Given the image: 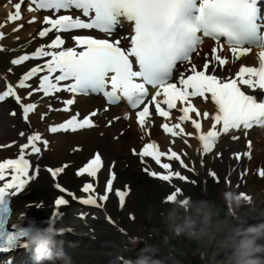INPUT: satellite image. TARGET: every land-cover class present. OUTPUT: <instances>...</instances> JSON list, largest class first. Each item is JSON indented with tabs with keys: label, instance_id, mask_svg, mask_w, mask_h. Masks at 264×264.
<instances>
[{
	"label": "snow or ice",
	"instance_id": "6c2138e0",
	"mask_svg": "<svg viewBox=\"0 0 264 264\" xmlns=\"http://www.w3.org/2000/svg\"><path fill=\"white\" fill-rule=\"evenodd\" d=\"M23 2L24 0H20L15 3L14 11L8 15L9 21L14 22L22 18L20 9ZM30 3L35 9L55 10L57 13L61 10H79L83 18L81 15L73 17L68 14L59 15L57 18L44 17V23L50 27L43 28L38 34L40 37H45L55 30V39L50 44L37 48L31 57L21 55L11 63L20 65L29 59L40 57H51V59L46 61L45 65L33 67L27 72L20 79L19 88L30 87L26 82L46 68L47 74L39 78L40 83L37 88L32 89V92L42 91L45 96L61 90L73 94L102 92L110 104L124 98L133 109L144 105L142 110L136 112L141 131L145 130L147 118L151 114L149 106L145 104V99L149 96L148 86L155 90L151 96V102L155 104V112L164 118L170 116L169 110L177 108V101L182 104L188 102L186 107L179 109L183 113L178 117L180 121L191 119L189 113H195L199 117L201 113L192 105L189 98L210 99L215 105V114L209 117L208 112L203 113L204 119L210 118L212 121L210 129L206 133L201 132L202 124L196 119L191 120L194 129L201 132L198 140L205 154L213 151L215 144L223 135H230L232 140H237L240 138L237 132H244L246 135V130L253 126H264V99L258 100L255 95L247 94L246 90L241 88L246 86L247 89L264 90V16L261 15L260 0H30ZM35 9L30 6L28 10ZM122 19L133 26V34L128 37L129 43L126 47L120 46V40L96 39L90 35L72 37L82 49L80 51L75 47H62L65 41L59 33L73 29H93L111 35ZM34 20L35 18L29 23ZM3 36L4 34L0 32V39ZM204 38L215 41L220 52L230 51L233 59L248 55L253 47L260 49L256 54L258 66L242 65L235 73V77H218L214 74L217 65L213 62L216 61L219 66H224L229 60L227 56L217 54L218 48L213 47L211 60H206L202 70H197V66L191 62V56L197 52ZM222 39L223 43H221ZM46 48L54 51L45 50ZM185 63L190 65L192 74L185 78L181 73L179 78L181 87H178L176 83L170 81L173 79V71L177 65ZM210 65L211 72H209ZM55 73L59 74L53 75ZM62 81L71 82L61 85ZM109 87L110 90H106ZM32 92H29V95ZM206 94H210V98ZM161 95L162 101L157 99ZM8 97H14L17 103L21 102V97L16 94L12 85H9L6 91L0 92V101ZM73 103V99L65 101L66 105ZM161 104L166 105L168 110L161 107ZM21 107L23 118L27 121L29 113L33 112L37 105L29 103L22 104ZM95 115L96 113L93 112L90 116L79 120L77 114L62 124L50 126L49 131L57 133L69 129L76 131L93 127L91 116ZM128 118L125 116V119ZM162 127L172 136L184 133L179 123L171 127L165 123ZM174 129H179V132ZM21 135L25 134L21 133ZM37 142H42L45 148L48 145V141H42L39 133H33L27 136V143L20 146L18 158L0 162V182L5 181L9 170L11 173V179L0 186V252L16 247L24 236L23 229L18 224L11 225L13 230L6 229L9 197L17 195L33 178L29 176L32 165L25 157V150L30 148L31 153H41V147L37 146ZM184 142L187 143V140ZM248 146L251 147L250 141ZM169 151L170 155L159 151L158 146L153 142L145 144L139 155L142 158L151 157L165 170L170 169V164L161 163L162 156H167L169 160H179L182 166L187 167L175 151ZM133 153L136 154L135 149ZM243 155L251 158L250 152H245ZM235 157L240 159L241 154L237 153ZM66 167L67 165L56 169L48 168L47 171L55 178ZM101 167V157L97 153L78 170L77 175L86 173L88 177L94 178ZM36 171L38 172L39 169L37 168ZM150 174L157 175L155 172ZM210 174L215 175V173ZM173 175L181 180L186 179L179 172H169L159 178L169 181ZM259 175L264 177V170H261ZM113 179L114 177L107 180L105 194H97L100 202L109 199L108 193L113 190ZM56 187L61 192H67L58 183ZM81 191L95 193L96 189L89 182L84 184ZM180 192L181 189L176 188L173 194L167 196V201L175 200L177 193ZM114 195L119 197V203L123 207L128 193L117 190ZM241 195L246 196L244 193ZM68 196L73 200L77 199L74 193L68 192ZM98 200L96 196L89 195L86 199H80L79 203L102 207ZM69 203L70 201L63 196L55 201L58 209ZM62 215L63 213L58 212L55 218L59 219ZM132 219L134 220V217ZM20 246L26 248L25 243H21Z\"/></svg>",
	"mask_w": 264,
	"mask_h": 264
},
{
	"label": "clouds",
	"instance_id": "9594fccd",
	"mask_svg": "<svg viewBox=\"0 0 264 264\" xmlns=\"http://www.w3.org/2000/svg\"><path fill=\"white\" fill-rule=\"evenodd\" d=\"M219 199L225 205L223 211L213 200L203 197L184 195L168 201L159 213L163 221L159 242H149L157 233L153 229L149 237L133 239L132 243L143 244L135 259L117 255L110 264H180L172 244L173 239L180 238L199 245L202 259H207L209 249H218L224 253L219 264H264V198L242 196L238 190L229 189L221 192ZM22 229V238L27 250L34 253L35 264L56 260L72 264L55 230L40 227L34 220ZM212 259L215 264V255Z\"/></svg>",
	"mask_w": 264,
	"mask_h": 264
},
{
	"label": "rangeland",
	"instance_id": "374dc122",
	"mask_svg": "<svg viewBox=\"0 0 264 264\" xmlns=\"http://www.w3.org/2000/svg\"><path fill=\"white\" fill-rule=\"evenodd\" d=\"M94 136H98V140L94 141L93 144L97 145L101 148H106V154L107 156L111 155V150L115 149V142L119 140H112L108 146L105 145L106 139L110 136V134H104L102 136L97 135L96 131H93ZM65 145H64V152H61L58 155H52L51 153H48L46 156L48 158H51L52 162H58L62 157H72L71 154L67 152L68 146L74 142V141H81L79 134H67L65 136ZM85 144V150L84 154L88 153L93 146V144L90 143H84ZM125 152H115V156L117 158V169L119 177L122 179H126L131 182V185L133 187V191L131 193V196L129 198V201L127 202L126 207L123 210H120L119 212L115 209L114 204H109V208H111L112 212L115 215L120 216L121 221L124 223L123 225L130 230V232H133L132 234H129L130 236L137 233L143 237H149L152 234L153 229L157 230L156 235L153 236V238L149 241L152 243L159 242V236L163 234V228L162 224L163 221L159 217V213L162 211L164 207H167V205L159 203L158 201H155L156 197L151 198L148 193L146 192V187L144 186V182L141 181L142 176L139 174H133L131 169L128 167H123V163L121 162V157H123ZM77 154L76 156H78ZM219 164V162H216ZM63 181L68 183L69 185H75L79 182V180L75 179L70 172L66 173L63 176ZM40 186L43 188V190L46 191V197H43V200H48L49 193L51 191V188L49 186L48 181L46 179H42L38 181ZM248 182L252 186V192L254 191V195L256 196L257 189L260 187V184L258 180L251 175L248 179ZM40 187V188H41ZM244 187L249 190V187L247 185H244ZM185 192L189 193V195L193 196V198L200 197L199 191L200 188L196 185L186 184L184 186ZM39 189H36L34 191L33 196L32 192L27 193L26 196L30 198H39V194L37 193ZM220 186L219 183H213L209 181L207 183V187L205 189V192L210 194V197L213 198H219L220 193ZM257 197V196H256ZM140 198H142L140 200ZM263 198V197H262ZM222 211L223 209L219 207ZM127 210H133L136 217L134 220H127L126 218V211ZM151 214V215H150ZM134 215V216H135ZM249 223H256L255 220H249ZM96 225V231L94 232V236L83 238V240L93 241L94 248L92 249V253L94 254L92 256L93 262H96L98 264H110V261H112L118 254H123L126 256H130L133 259L137 257V254L139 253V250L141 247H143V244L140 243H132L133 239L130 236V239L126 238V235L117 233L112 227L107 225L102 219H97L94 221ZM84 230V229H82ZM71 239L75 238L76 235H70ZM172 244L176 248V253L178 255L180 264L188 263V264H213V255H215V264H219L220 261L223 260L224 253L220 250H213L209 249V256L204 261H201L199 259V256L197 255L200 252V246L197 245L194 242L188 241L184 238L180 239H173ZM185 244V245H184ZM189 247V251L186 253L187 247ZM179 248V249H178ZM166 251V250H165ZM157 259H160L159 256L155 257ZM192 259V260H191Z\"/></svg>",
	"mask_w": 264,
	"mask_h": 264
},
{
	"label": "bare ground",
	"instance_id": "6f19581e",
	"mask_svg": "<svg viewBox=\"0 0 264 264\" xmlns=\"http://www.w3.org/2000/svg\"><path fill=\"white\" fill-rule=\"evenodd\" d=\"M29 26L31 25H25L24 28L21 30V33H25V31L29 28ZM7 53L3 52V55H0V62H4L7 58ZM3 68V65L0 64V69ZM88 97L85 96H79L77 99V106L80 107L81 109H88L90 107H88ZM32 103L36 104L37 107L36 108H40V105L38 104V101H33ZM133 132V129H130L128 131H125L123 135L120 136V141L116 143V149L117 150H121V147H126L135 142V140H132L129 138V134ZM82 134V140L86 141V143H93L92 140L89 138V132H80ZM65 136L66 134L63 133H56V143L54 145L53 148V152H59V151H63V146L65 143ZM3 137V131L0 128V141H5L8 140L10 137H6L4 139H2ZM97 139V137H96ZM137 139V138H136ZM242 139L239 138L234 142V147H239L241 146L243 143L241 142ZM83 143V141H81ZM250 152L251 158H249L248 156V163L249 166L246 169L247 171H255L256 174H258L257 171H261L264 170V133L261 134H254L252 135V149ZM112 156H114V153L112 154ZM248 176H251V174H248L246 177L248 178ZM261 180V185L260 188L262 190V193H260V191H257L256 194L258 196V199L264 197V177L260 178ZM248 186L250 187V184H248ZM40 193V197H46L44 196V190L40 189L39 190ZM44 210L42 209L41 212H43ZM73 219V218H72ZM71 217L69 216L67 219V223L70 224ZM74 221V220H73ZM64 225H66V222L64 221ZM74 229L76 230L77 228L74 227Z\"/></svg>",
	"mask_w": 264,
	"mask_h": 264
}]
</instances>
